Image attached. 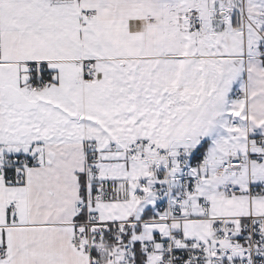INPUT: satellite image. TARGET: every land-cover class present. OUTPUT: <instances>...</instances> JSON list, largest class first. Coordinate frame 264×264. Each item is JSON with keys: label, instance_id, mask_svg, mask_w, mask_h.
Returning <instances> with one entry per match:
<instances>
[{"label": "snow or ice", "instance_id": "6c2138e0", "mask_svg": "<svg viewBox=\"0 0 264 264\" xmlns=\"http://www.w3.org/2000/svg\"><path fill=\"white\" fill-rule=\"evenodd\" d=\"M0 264H264V0H0Z\"/></svg>", "mask_w": 264, "mask_h": 264}]
</instances>
